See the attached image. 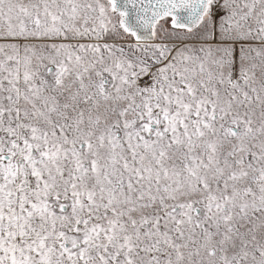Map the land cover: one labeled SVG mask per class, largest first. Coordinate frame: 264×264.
I'll list each match as a JSON object with an SVG mask.
<instances>
[{"label":"snow or ice","instance_id":"1","mask_svg":"<svg viewBox=\"0 0 264 264\" xmlns=\"http://www.w3.org/2000/svg\"><path fill=\"white\" fill-rule=\"evenodd\" d=\"M0 264H264V0H0Z\"/></svg>","mask_w":264,"mask_h":264}]
</instances>
